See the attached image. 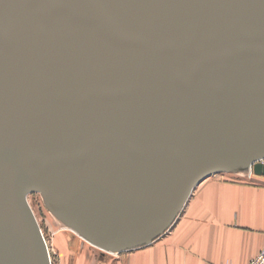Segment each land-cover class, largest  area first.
I'll return each instance as SVG.
<instances>
[{"label":"water","instance_id":"obj_1","mask_svg":"<svg viewBox=\"0 0 264 264\" xmlns=\"http://www.w3.org/2000/svg\"><path fill=\"white\" fill-rule=\"evenodd\" d=\"M263 160L264 0H0V264H52L29 194L118 254Z\"/></svg>","mask_w":264,"mask_h":264},{"label":"crops","instance_id":"obj_2","mask_svg":"<svg viewBox=\"0 0 264 264\" xmlns=\"http://www.w3.org/2000/svg\"><path fill=\"white\" fill-rule=\"evenodd\" d=\"M264 247V176L213 175L195 189L171 229L118 254L71 264H248Z\"/></svg>","mask_w":264,"mask_h":264},{"label":"rangeland","instance_id":"obj_3","mask_svg":"<svg viewBox=\"0 0 264 264\" xmlns=\"http://www.w3.org/2000/svg\"><path fill=\"white\" fill-rule=\"evenodd\" d=\"M250 171L246 173L249 175ZM233 173H219V176H229ZM28 201L37 217L41 230L46 237L47 244L51 250L52 264H71L78 255L87 256V261L96 254H105L104 251L88 244L86 241L78 238L72 231L65 228L60 221L46 206L44 199L40 193H32L28 195Z\"/></svg>","mask_w":264,"mask_h":264},{"label":"bare ground","instance_id":"obj_4","mask_svg":"<svg viewBox=\"0 0 264 264\" xmlns=\"http://www.w3.org/2000/svg\"><path fill=\"white\" fill-rule=\"evenodd\" d=\"M65 229L68 230V231H70V232L72 231V232H73L78 238L82 239L83 241H86L88 244H90V245H92V246H94V247H96V248H98V249H100V250L106 252V250H104V249L98 247L97 245L93 244V243L90 242L89 240L85 239V238H84L83 236H81L78 232H76L73 228L68 227V228H65ZM42 233H43V230H42ZM43 235H44V233H43ZM44 237H45V235H44ZM45 240H46V237H45ZM46 243H47V240H46ZM47 246H48V244H47ZM48 250H49V254H50V258H51V250H50V247H49V246H48ZM110 254H117V253H110ZM51 261H52V258H51Z\"/></svg>","mask_w":264,"mask_h":264},{"label":"built area","instance_id":"obj_5","mask_svg":"<svg viewBox=\"0 0 264 264\" xmlns=\"http://www.w3.org/2000/svg\"><path fill=\"white\" fill-rule=\"evenodd\" d=\"M253 175H254L253 170H250L249 176H253ZM248 264H264V247L259 252V254L255 258H253Z\"/></svg>","mask_w":264,"mask_h":264}]
</instances>
